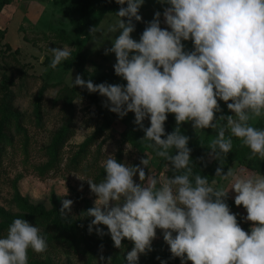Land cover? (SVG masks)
<instances>
[{"label":"clouds","instance_id":"9594fccd","mask_svg":"<svg viewBox=\"0 0 264 264\" xmlns=\"http://www.w3.org/2000/svg\"><path fill=\"white\" fill-rule=\"evenodd\" d=\"M144 2L115 0L118 19L107 28L112 39L104 54L115 55L114 73L126 84H94L77 74L72 86L106 98L103 107L120 119L134 113L133 124L144 132L141 141H148L155 156L166 162L164 172H146L148 157L129 165L107 154L103 180H87L97 197L86 211L92 218L87 231L100 238L110 235L117 249L125 238L133 242L128 264H138L141 254L153 250L157 229L169 246V259L179 258L181 264H264V176L237 177L231 169L225 173L221 163L215 176L232 177L233 182L228 190L213 188L208 177L194 174L190 137L180 132L185 122H192L197 133L215 130L208 145L213 159L224 160L235 137L250 150L249 159L264 160V130L249 123L264 115V0H157L163 11H155L147 22L139 14ZM137 22L146 24L139 40L131 35ZM96 33V26L89 28L93 39ZM185 41L192 42V50L185 49ZM50 50L51 69L71 56L67 46ZM218 101L232 115L217 117L223 112ZM168 114L176 121L171 133L165 131ZM200 160L207 167L204 157ZM229 190L235 193V205L246 210L241 219L252 222L250 231L242 229L238 214L226 203ZM73 203L62 200L64 219ZM47 247L37 226L14 219L0 238V264H27L29 248L43 253ZM107 260L111 264V257Z\"/></svg>","mask_w":264,"mask_h":264},{"label":"rangeland","instance_id":"374dc122","mask_svg":"<svg viewBox=\"0 0 264 264\" xmlns=\"http://www.w3.org/2000/svg\"><path fill=\"white\" fill-rule=\"evenodd\" d=\"M9 1L0 10V103L3 98L1 87L5 85L13 94L12 106L18 121L8 133L0 158V209L12 216L23 214L16 205L19 198L28 206L42 207L50 212L55 202L61 208L63 199H71L74 203L71 212L67 213V219L88 224L92 218L86 216V211L95 206L97 197L90 192L87 180L95 183L103 180L106 175L103 162L107 154H114L118 162L129 165H137L141 157H148L150 165L146 172L149 171L151 175L164 172V167H159L152 149L148 147L149 142L141 141L144 132L133 124L134 113L130 112L120 119L103 107L106 98L72 86V80L77 75L73 67L64 66L63 62L56 69L49 67L51 48L67 46L73 53L81 42L87 57L85 68L89 75L100 80L94 84H126L114 73L115 55L104 54V49L111 47L112 39L107 28L118 17L107 12L104 0H92L97 27L93 39L88 29L82 34L76 31L72 19L78 14L69 1ZM2 2L0 0V5ZM155 11L162 12V5L157 0H145L139 14L147 22L153 19ZM140 23L143 32L146 24ZM161 26L166 27L163 23ZM131 35L133 39L140 38V34L135 31ZM184 44L186 50H192L191 41H185ZM218 103L223 112L216 113L217 117L221 114L232 115L225 102ZM143 123L145 127L150 126L148 119ZM191 123L185 122L181 127L210 144L216 135L215 130L209 128L197 133ZM249 123L264 130V115ZM127 127L139 135L137 144L124 140L122 133ZM63 129L71 130L72 135L67 141L61 142L56 151L54 142ZM89 140L92 141L87 144ZM237 144H242L241 140L233 137V146ZM250 154L249 150L242 163L234 162L224 172L231 169L237 177L264 176L254 169L263 160L259 157L249 159ZM207 159L212 161L213 158ZM135 179L139 182L138 176ZM232 182V177L227 180L219 178L210 185L228 190ZM228 196L234 199V191L229 190ZM230 210L238 214L237 221L242 229L250 231L252 222L241 219L247 215L243 206ZM37 227L40 235L46 238L48 247L43 253H36L29 248L27 264H108V257H111V264H128L126 255L131 251L133 242L127 238L117 249L107 242H96L95 232L89 234L86 231L78 238L70 232L62 234L61 230L53 233L51 225ZM156 231L153 250L147 255L141 254L138 264H160V260L167 261V264L174 261L181 264L179 258L169 259V246L163 240L162 231ZM7 232L3 231L0 238L5 237ZM101 255L104 260L100 259Z\"/></svg>","mask_w":264,"mask_h":264},{"label":"trees","instance_id":"16d2710c","mask_svg":"<svg viewBox=\"0 0 264 264\" xmlns=\"http://www.w3.org/2000/svg\"><path fill=\"white\" fill-rule=\"evenodd\" d=\"M62 1V0H61ZM69 1L74 11L77 12L78 16L72 19V24L74 25L76 31L82 34L85 30H89L90 27L95 26L94 20V9L92 6V0H65ZM9 0H3L0 5V10L2 9L4 4H9ZM104 6L107 12L115 14L118 9L119 5L115 3V0H104ZM127 5L125 4V7ZM116 15V14H115ZM136 33L142 34V27L141 23H136ZM87 62V57L83 52L82 43L79 42L77 45L76 50L71 53V56L68 58L67 61L63 62L64 66H71L75 69L76 74H80L84 80L91 79L93 83H97L100 80H96L92 75H89L85 66ZM3 98L0 103V158L2 156L3 147L8 140V133L12 129V126L16 124L15 122L18 121L17 115L13 111V94L9 92L8 87L3 85L1 87ZM41 98V97H39ZM38 104V101H37ZM176 121L174 114H168V118L165 122V131L166 133H171L175 130ZM180 132L183 135H187L190 137L188 147L192 149L191 151V162L194 166L193 172L194 174H200L201 176H206L209 179V183L211 184L213 181L218 180L220 177L215 176V169L221 165L223 169H227L232 163H242L246 154L248 153L249 149L247 147H242L241 144L234 145L232 151L224 158L220 160L212 159V161H208V143L200 138H197L192 133L184 130L180 127ZM72 135L71 130L63 129L57 139L54 142V148L57 151L61 142H65L69 139ZM122 136L126 142H129L133 145L137 144L139 141V135H137L133 129L127 127ZM165 138V137H162ZM92 140H89L87 144H90ZM86 144V145H87ZM172 154H175V149L172 150ZM155 156V153L153 152ZM204 157L205 161H207V167L201 163L200 158ZM155 158L159 162V167L163 168L164 161H161L160 158ZM78 162V159H77ZM255 172L264 175V160L259 164L258 168H254ZM171 175V173L169 172ZM226 203L229 205L230 209L236 208L237 206L234 203V199H231L229 196L226 199ZM16 205L18 206L19 210L23 213L20 215H9L7 212L0 209V237L2 236L3 231H7L11 223L14 219L20 218L25 219L28 222L32 223L35 226H49L51 225L54 229L52 230L53 233H56L58 230L62 231V234L65 232L72 233V236H78V238L82 237L87 231V223L78 224L76 222H71L68 219L62 218L60 214V208L58 207L57 203H54V208L50 212H46L42 207H32L28 206L26 202L17 198ZM83 225V227H81ZM105 231H107L106 226ZM96 242L98 243H109L113 245V241L110 238V235H105L103 238L96 237ZM171 264H178L176 261L172 262Z\"/></svg>","mask_w":264,"mask_h":264}]
</instances>
